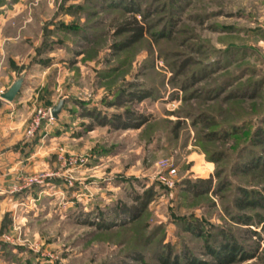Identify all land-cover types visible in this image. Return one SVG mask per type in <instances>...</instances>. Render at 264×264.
<instances>
[{"label":"rangeland","instance_id":"obj_1","mask_svg":"<svg viewBox=\"0 0 264 264\" xmlns=\"http://www.w3.org/2000/svg\"><path fill=\"white\" fill-rule=\"evenodd\" d=\"M134 1L151 12L152 30L117 52L123 36L115 29L128 16L115 6L122 0H0L1 81L14 72L42 83L25 139L42 130L27 135L39 108L65 100L46 145L24 147L41 160L10 187L28 196L1 219L0 264H142L139 256L163 264L168 252L185 264L188 256L211 260L206 245L227 239L238 257L253 255L233 264H264V169L249 167L264 156L256 143L264 131V0ZM142 88L152 96L105 106ZM82 107L152 119L114 129L80 117ZM204 115L220 137L207 138ZM200 179L211 181V193L189 190ZM242 189L260 206L240 209ZM147 192L151 202L136 217ZM5 251L15 252L13 262Z\"/></svg>","mask_w":264,"mask_h":264},{"label":"trees","instance_id":"obj_2","mask_svg":"<svg viewBox=\"0 0 264 264\" xmlns=\"http://www.w3.org/2000/svg\"><path fill=\"white\" fill-rule=\"evenodd\" d=\"M115 6L123 7L122 9L123 12L125 14H128V16H126L122 20V22L119 25H117L115 29L116 36H119V37L123 36V39L114 46V50L119 52V51L129 49L135 46L136 44L140 43L146 37V35H148L151 32L152 25L148 22V18H150V16L152 15H151V12L149 11L147 12L142 11L139 5L134 0H129V1L122 0L120 4L117 3ZM139 15H140V18H138ZM170 36L171 35L169 34L163 33L162 37L168 38ZM84 39L87 40V37H85ZM186 72H187L186 69L184 68L181 69L179 76H184ZM191 87L192 86L187 85L186 82H181V85H180L181 90H187L188 88H191ZM134 88H137V87L134 86ZM192 90H193L192 91L193 93H191V95L194 94L195 96H197V93L199 91L198 90L195 91L196 89H192ZM223 91L224 89L222 88L221 92ZM191 95L189 97H191ZM150 96H152V91L149 89H145V88L135 89L133 90V92L131 91L127 93V95H125L124 93H120V95L116 97L115 101L108 102L106 103L105 106L108 108H111L114 106H120L122 105L121 98L122 100L124 99V101L130 102L132 104L139 103L145 100L146 98H149ZM236 96L237 95L230 96L229 99L233 97L235 98ZM79 116L84 117V118L85 117L90 118L92 121L96 122V125L110 126L114 129H139L144 124H147L149 121H151L152 119L151 116H146L142 113L136 112L133 109L126 110L123 113L118 112V113H113L110 115V114L98 112L96 109L90 110V109H85L82 107V112ZM201 118L204 119V120L200 119L203 129L208 130V132L206 133L207 138L211 140L213 138L216 139L215 137L217 136L220 137L219 135L220 132L214 131L212 129L215 125H217L215 119L210 116H206V115H204ZM93 128H94L93 125H90L87 127L86 130L91 131ZM230 132L231 131H227L225 133V136L228 137ZM256 137H257L256 139L258 140L256 143L262 144L264 146V131L263 130L258 131ZM257 161L258 162L255 165H253L254 162L250 163L249 167L251 166V168L255 169L261 166L264 169V156L261 157ZM200 186L202 187V189L199 191L198 188ZM188 188L190 191L194 192L195 195L209 194L212 192L210 180L208 181V180L200 179L195 184L189 186ZM240 193H241V200L238 203V207L240 209H245L246 207H249V206L256 207L257 205L260 204L259 202H262V201L247 202L246 199L249 196L248 192L242 189L240 190ZM251 196L256 197L258 196V194L254 193ZM258 197L264 201V197L260 196V194ZM138 198L139 197H137L136 199ZM150 202H151V193L147 192L144 195V199L141 202L140 206H137L134 210L136 217L148 206ZM122 210L124 212L129 211L128 207H123ZM248 222L249 221H246V224H248ZM198 234H200V236L202 235L199 232ZM6 248H10V247L6 246ZM205 250H206V254L211 257V260L209 261L201 260L194 256H188L186 257L187 259H183V261L185 262V264H233L238 261L248 260L253 256V255L243 254L238 257L237 255L240 249H238L235 243H232L228 239L225 242H221L219 246H217L216 244L212 245L208 243L205 247ZM33 258L34 257H31L27 264H33ZM172 258H173V261H172ZM160 259H161L160 263H163V264H179L181 262L179 257L175 254H173L172 256L171 252L166 253V255L165 256L163 255V257H161ZM136 260L138 262H141L142 264H146L145 262H143V259L140 256L137 257ZM17 261H21V259H18ZM43 264H46V263H43Z\"/></svg>","mask_w":264,"mask_h":264},{"label":"crops","instance_id":"obj_3","mask_svg":"<svg viewBox=\"0 0 264 264\" xmlns=\"http://www.w3.org/2000/svg\"><path fill=\"white\" fill-rule=\"evenodd\" d=\"M0 21H6V18L2 17ZM15 81L14 72L8 73L3 81L0 79V230L3 228L1 219L9 207H11L10 210H13L28 196L27 193L13 195L14 190L10 187L15 184L18 178L16 176L23 171L32 169L30 165L32 159H40L37 157L40 153L39 150L37 152V148L30 154L26 153L25 145H46L45 141L50 138L51 129L54 128L52 125H44L32 141L25 139L24 132L27 122L37 107L38 95H36V91L38 88L35 87H37L36 85L41 86L42 83L41 80L32 81V79L25 78L23 88L17 98L13 102H8L2 98V94L8 91ZM54 140H58V138H54ZM0 246H2L1 243ZM14 253L5 251L4 260L13 262L14 259L11 257Z\"/></svg>","mask_w":264,"mask_h":264},{"label":"built area","instance_id":"obj_4","mask_svg":"<svg viewBox=\"0 0 264 264\" xmlns=\"http://www.w3.org/2000/svg\"><path fill=\"white\" fill-rule=\"evenodd\" d=\"M54 118L51 115V108L50 109H44V108H39L36 111L35 116L32 118L29 129L27 130V135L29 137H34L36 133L45 125L49 126L53 124ZM46 123V124H45ZM45 179V176H40L35 179V182L37 183H42L43 180Z\"/></svg>","mask_w":264,"mask_h":264},{"label":"water","instance_id":"obj_5","mask_svg":"<svg viewBox=\"0 0 264 264\" xmlns=\"http://www.w3.org/2000/svg\"><path fill=\"white\" fill-rule=\"evenodd\" d=\"M24 85V77L17 79L13 85L2 94V98L8 102H13L19 93L21 92ZM65 100L62 99L56 106L51 109V115L54 119H58L63 111Z\"/></svg>","mask_w":264,"mask_h":264}]
</instances>
